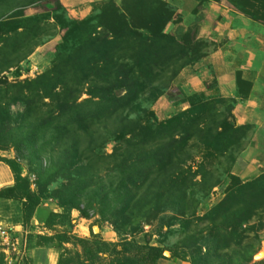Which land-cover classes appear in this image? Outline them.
<instances>
[{"label": "trees", "instance_id": "1", "mask_svg": "<svg viewBox=\"0 0 264 264\" xmlns=\"http://www.w3.org/2000/svg\"><path fill=\"white\" fill-rule=\"evenodd\" d=\"M33 1L0 0L14 10L0 15V162L14 175L0 188V219L27 232L51 198L61 212L49 213V229L57 217L73 225V210L113 226L116 242L93 229L90 240L40 235L39 244L59 249L58 264H161L165 252L190 264H250L249 239L264 228V171L244 182L233 170L255 126L237 125L231 98L184 95L189 107L164 120L153 109L217 44L166 32L177 8L165 0H107L81 20L60 6L27 15ZM227 1L264 23V0ZM61 32L50 66L19 79V64ZM215 188L222 198L199 214ZM155 221L149 236L177 232L178 243L139 241ZM74 240L84 247L75 258L62 253Z\"/></svg>", "mask_w": 264, "mask_h": 264}, {"label": "crops", "instance_id": "2", "mask_svg": "<svg viewBox=\"0 0 264 264\" xmlns=\"http://www.w3.org/2000/svg\"><path fill=\"white\" fill-rule=\"evenodd\" d=\"M105 1L50 0L78 20L97 14ZM165 1L177 8L166 32L179 30L185 42L206 38L217 47L199 63L183 69L175 80L177 94L172 99L161 96L153 109L158 119L164 120L189 107L184 95L236 99L237 125L255 128L233 171L244 182L252 180L264 171V23L240 12L227 0ZM13 184L10 167L0 162V188ZM1 223L6 222L0 219ZM16 229L24 231L21 225Z\"/></svg>", "mask_w": 264, "mask_h": 264}, {"label": "rangeland", "instance_id": "3", "mask_svg": "<svg viewBox=\"0 0 264 264\" xmlns=\"http://www.w3.org/2000/svg\"><path fill=\"white\" fill-rule=\"evenodd\" d=\"M52 7L54 8L55 6L51 4L50 0H34L26 7H24V10L27 15H34L49 12ZM12 12H14V10L11 6L0 8L1 16H7ZM52 21L53 20H51V22ZM61 35L62 32L61 34L56 35L52 39L36 47L35 50L29 55V57L19 64L21 70V76L19 77V79L29 78L25 77L23 74L28 73L32 67H37L38 74H40L50 66V62L52 59V55L55 52L56 45L61 41ZM11 70L15 71L16 68L13 67ZM4 73H6V75L10 77V80L16 79V77H13V72ZM38 74L35 73V76ZM108 151L111 152V145L108 147ZM4 154L7 157H13L15 153L12 149H10L4 152ZM22 164L24 168L23 173L31 174L29 173V165H27V163L25 162H22ZM222 196L223 190L221 188H215L214 191H212L210 197L203 201V203L198 209V213L203 214L208 208L211 207L212 204L219 201ZM50 212L59 213L61 212V209L59 208L55 200L48 198L44 201V203L38 209L35 217L31 220L30 225H28L27 232L25 231L22 225L21 226L23 227L24 231L16 229L17 232H19L20 234H24L27 237V246L24 254L13 255V264H26V262L28 261H32L33 264H58L60 256L59 249L50 247L46 243L39 244L41 240L38 237L40 235L56 237L57 234L67 232L76 238L90 240L92 238L93 229L96 233L100 232L103 239L106 241L116 242L119 240V237L115 233L112 225L107 222H101L100 228L99 224H97L96 222L98 221V219H100L98 215L91 214L90 218H85L81 216L78 210L72 211L73 225L64 222L60 217H57L55 221V226L49 229L46 227L45 222L49 218ZM167 214L171 215V213ZM11 226L16 227L17 225ZM157 226L158 221H155L152 224H146L144 226V232L137 234V238L139 239V241H150L151 243H158L157 239H161L165 241V244L169 245L178 243L180 235L177 232L168 236H160L159 234L149 236L150 233L156 232ZM251 235L252 236L249 239V242H251V244L253 245V261L250 264L261 261L264 262V228L258 233ZM63 246L65 247V250H62V253H66L67 256L73 258H75L76 255L79 253L82 254L84 249L83 245L80 244L77 240L65 243ZM21 248L22 245L20 246V249ZM165 255L167 258L160 260L161 264H190L188 261L185 260H174L170 258L171 253L169 252H166ZM3 264H9L8 261H6L5 256Z\"/></svg>", "mask_w": 264, "mask_h": 264}, {"label": "built area", "instance_id": "4", "mask_svg": "<svg viewBox=\"0 0 264 264\" xmlns=\"http://www.w3.org/2000/svg\"><path fill=\"white\" fill-rule=\"evenodd\" d=\"M35 73L38 74V68L32 67L28 73L23 75L25 77H35ZM27 176L31 181L32 189H35L36 175L31 173L27 174ZM21 245L22 248L20 249ZM26 246L27 237L24 234L17 232L15 226H11L7 223L0 224V251L4 254L5 259L9 264H13V255H22L25 253Z\"/></svg>", "mask_w": 264, "mask_h": 264}, {"label": "bare ground", "instance_id": "5", "mask_svg": "<svg viewBox=\"0 0 264 264\" xmlns=\"http://www.w3.org/2000/svg\"><path fill=\"white\" fill-rule=\"evenodd\" d=\"M262 254H263V253H262ZM262 254H261V255H262Z\"/></svg>", "mask_w": 264, "mask_h": 264}, {"label": "water", "instance_id": "6", "mask_svg": "<svg viewBox=\"0 0 264 264\" xmlns=\"http://www.w3.org/2000/svg\"><path fill=\"white\" fill-rule=\"evenodd\" d=\"M165 254H166V252H165Z\"/></svg>", "mask_w": 264, "mask_h": 264}]
</instances>
